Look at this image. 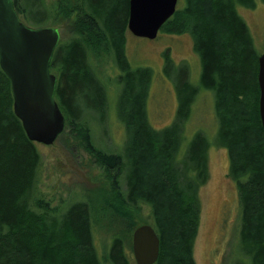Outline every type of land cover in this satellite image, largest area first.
<instances>
[{"label": "trees", "instance_id": "trees-1", "mask_svg": "<svg viewBox=\"0 0 264 264\" xmlns=\"http://www.w3.org/2000/svg\"><path fill=\"white\" fill-rule=\"evenodd\" d=\"M12 3L19 19L34 28L44 27L52 14L46 0ZM185 3L187 15L198 21L197 30H189L201 64L200 86L185 76L177 89L175 119L155 129L145 106L152 71L131 68L125 55L129 0L57 1L55 18L72 21L74 28L68 41L58 43L50 61V71L57 78L55 99L65 116L59 136L69 134L78 139L94 162L113 175L101 195L99 209H111L134 231L139 218L136 211L143 205L150 207L153 221L147 224L159 238L154 264H196L193 246L200 222L198 191L208 179L209 142L197 132L180 160L177 152L200 88L212 91L216 144L227 149L228 175L236 183L241 210L243 258L234 264H264V129L258 111V53L236 10V5L253 8L255 2ZM209 3L211 9L206 6ZM176 15L178 10L160 30L179 31ZM101 49L112 57L118 70L116 106L127 133L124 157L100 150L92 141L91 121L95 113L102 121L107 102L106 87L92 60ZM37 144L28 139L14 114L10 81L0 67V264H103L94 245L95 205L78 199L51 207L40 198L37 184L42 155ZM121 175L125 190L120 186ZM126 239H111L110 264H132Z\"/></svg>", "mask_w": 264, "mask_h": 264}, {"label": "rangeland", "instance_id": "rangeland-1", "mask_svg": "<svg viewBox=\"0 0 264 264\" xmlns=\"http://www.w3.org/2000/svg\"><path fill=\"white\" fill-rule=\"evenodd\" d=\"M57 1L46 0L52 14L43 26L57 28L59 42L62 43L73 36L74 28L72 21L63 20L60 16L55 18ZM254 2L253 8L236 5V10L249 28L255 51L260 54L264 51V4L262 0ZM185 5V0H177L178 15L174 22L181 25L177 32L159 30L155 39H147L134 36L128 29L126 31L124 49L130 67H147L152 71L145 106L148 121L155 129L168 126L175 119L178 106L177 89L185 76L191 84L200 86L201 64L193 49V38L189 30L196 31L198 21L195 22L192 16L187 15ZM206 6L212 8L210 3ZM92 60L107 92L102 121H99L98 113L94 114V120L91 121L92 141L100 150L118 153L124 157L127 133L118 118L116 106L119 85L115 76L118 70L112 57L102 49ZM197 132L202 133L209 142L208 179L198 191L200 222L193 255L196 264H234L243 258L239 241V195L235 181L228 175L227 149L216 144L217 120L213 92L202 88L184 123L183 138L177 152L178 160L184 156L189 141ZM77 141L72 135L62 134L51 145L37 144L42 155L37 192L51 207L78 199L90 200L95 205L94 245L103 264H110L107 254L114 236L128 238L129 242L126 240L130 247L128 248L127 243L126 247L132 264H135L131 249L133 229H127V223L111 209L103 206L99 209L98 206L102 193L108 189L107 181L113 175L100 168ZM119 182L121 189L125 190L123 175ZM136 213L139 215L136 226L143 224L142 221L152 223L150 207L143 205Z\"/></svg>", "mask_w": 264, "mask_h": 264}, {"label": "water", "instance_id": "water-1", "mask_svg": "<svg viewBox=\"0 0 264 264\" xmlns=\"http://www.w3.org/2000/svg\"><path fill=\"white\" fill-rule=\"evenodd\" d=\"M177 0H129L128 31L155 39L161 26L175 13ZM60 41L55 27H29L13 8L0 0V67L10 81L13 111L31 141L51 145L65 128V116L56 99L57 78L50 61ZM259 116L264 129V51L258 54ZM135 264H154L159 238L147 223L132 233Z\"/></svg>", "mask_w": 264, "mask_h": 264}]
</instances>
